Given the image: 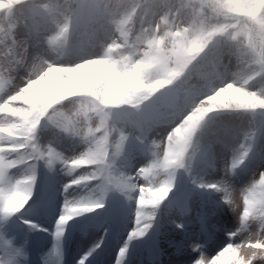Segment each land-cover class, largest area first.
Returning a JSON list of instances; mask_svg holds the SVG:
<instances>
[{
  "label": "snow or ice",
  "instance_id": "6c2138e0",
  "mask_svg": "<svg viewBox=\"0 0 264 264\" xmlns=\"http://www.w3.org/2000/svg\"><path fill=\"white\" fill-rule=\"evenodd\" d=\"M250 162L261 165L253 187L264 178V0H0V264H25L3 236L14 220L48 231L29 218L42 170L67 178L50 255L111 197L131 213L113 256L125 264L131 241L159 235L162 208L187 215L193 197L213 194L229 208L228 177ZM235 215L226 246L210 257L193 243L192 264H264V196ZM111 235L101 225L78 264Z\"/></svg>",
  "mask_w": 264,
  "mask_h": 264
},
{
  "label": "rangeland",
  "instance_id": "374dc122",
  "mask_svg": "<svg viewBox=\"0 0 264 264\" xmlns=\"http://www.w3.org/2000/svg\"><path fill=\"white\" fill-rule=\"evenodd\" d=\"M43 139H51L53 145L59 150L71 153V143L62 136L45 133ZM142 158L137 157L136 166H140ZM221 170L207 179H219L223 176ZM259 162H250L246 169L233 176V184L242 187L252 177L254 171L260 168ZM66 177H49L42 170L39 174L36 196L40 201V208L29 218L48 231H31L21 221L14 220L3 230V236L12 241L13 246L22 248L26 260L25 264H45L44 258L48 255V249L54 246L52 232L55 227L57 209L63 203V194L60 185L66 182ZM191 189V185L184 181L178 187L177 196L183 198ZM79 191V190H78ZM86 189L81 195L86 193ZM207 198V197H206ZM219 202L217 206L213 202ZM205 204L203 197L197 195L191 200V211L187 215H180L175 208L171 211L161 209L158 218L160 232L153 237V232L146 238L133 240L129 243L125 264H192L193 258L198 253H193L191 245L199 243L203 245V251L208 256H215L228 241L227 233L236 228V215L222 204L219 195L213 194L207 198ZM211 213L207 217L206 230L202 229L200 215ZM183 223V229L176 224ZM131 213L119 198H109L106 204L105 214L95 216L90 214L87 218L80 217L70 223L66 228L60 244L59 256H48V264H78L91 246L92 241L99 234L100 226L107 225L111 228L112 235L103 250L90 258V264H113V256L116 253V245L129 230ZM85 225L88 227L85 229ZM155 230V226L153 231ZM153 239L155 244H153ZM158 249V252L156 251Z\"/></svg>",
  "mask_w": 264,
  "mask_h": 264
},
{
  "label": "clouds",
  "instance_id": "9594fccd",
  "mask_svg": "<svg viewBox=\"0 0 264 264\" xmlns=\"http://www.w3.org/2000/svg\"><path fill=\"white\" fill-rule=\"evenodd\" d=\"M261 173H264V168L259 170ZM228 182L231 185L232 189V204L228 208L229 211L235 215L236 211H238L242 205L247 204L249 200L255 199L259 196H264V178H262L261 182L257 186L249 187L251 179L242 187H236L233 184V177H228ZM223 199V197H222ZM23 202H21L22 204ZM251 249H244L243 255L248 256L251 253Z\"/></svg>",
  "mask_w": 264,
  "mask_h": 264
},
{
  "label": "bare ground",
  "instance_id": "6f19581e",
  "mask_svg": "<svg viewBox=\"0 0 264 264\" xmlns=\"http://www.w3.org/2000/svg\"><path fill=\"white\" fill-rule=\"evenodd\" d=\"M53 249V247H51L50 246V248L48 249L49 251H48V255H47V257L49 256V257H52V255H50V251Z\"/></svg>",
  "mask_w": 264,
  "mask_h": 264
}]
</instances>
